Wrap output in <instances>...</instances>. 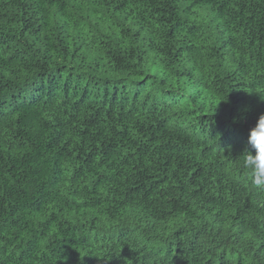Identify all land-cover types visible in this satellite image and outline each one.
Instances as JSON below:
<instances>
[{
    "label": "trees",
    "instance_id": "obj_1",
    "mask_svg": "<svg viewBox=\"0 0 264 264\" xmlns=\"http://www.w3.org/2000/svg\"><path fill=\"white\" fill-rule=\"evenodd\" d=\"M261 113L264 0H0V264H264Z\"/></svg>",
    "mask_w": 264,
    "mask_h": 264
},
{
    "label": "clouds",
    "instance_id": "obj_2",
    "mask_svg": "<svg viewBox=\"0 0 264 264\" xmlns=\"http://www.w3.org/2000/svg\"><path fill=\"white\" fill-rule=\"evenodd\" d=\"M247 147L241 155V167L246 169L251 182L264 190V113H261L249 129Z\"/></svg>",
    "mask_w": 264,
    "mask_h": 264
}]
</instances>
